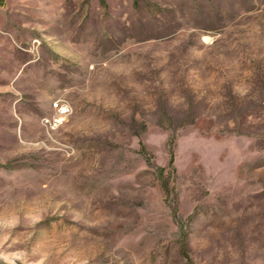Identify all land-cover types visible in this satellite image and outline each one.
<instances>
[{
    "label": "rangeland",
    "instance_id": "rangeland-1",
    "mask_svg": "<svg viewBox=\"0 0 264 264\" xmlns=\"http://www.w3.org/2000/svg\"><path fill=\"white\" fill-rule=\"evenodd\" d=\"M0 264H264V0H6Z\"/></svg>",
    "mask_w": 264,
    "mask_h": 264
},
{
    "label": "trees",
    "instance_id": "trees-1",
    "mask_svg": "<svg viewBox=\"0 0 264 264\" xmlns=\"http://www.w3.org/2000/svg\"><path fill=\"white\" fill-rule=\"evenodd\" d=\"M135 133L136 135L140 136L139 131H136ZM176 140H177L176 135L171 134L168 140V151L170 155L168 167L157 168V177L160 187L165 195V202L175 215L177 210V192L173 184V181H174V176L176 175V167L174 164L175 162L174 145L176 143ZM140 153L145 158L147 163L149 164L152 163L153 156L141 141H140Z\"/></svg>",
    "mask_w": 264,
    "mask_h": 264
},
{
    "label": "built area",
    "instance_id": "built-area-1",
    "mask_svg": "<svg viewBox=\"0 0 264 264\" xmlns=\"http://www.w3.org/2000/svg\"><path fill=\"white\" fill-rule=\"evenodd\" d=\"M53 115L45 121L51 128H57L64 123L66 117L70 113V106L62 100H56L53 105Z\"/></svg>",
    "mask_w": 264,
    "mask_h": 264
},
{
    "label": "crops",
    "instance_id": "crops-1",
    "mask_svg": "<svg viewBox=\"0 0 264 264\" xmlns=\"http://www.w3.org/2000/svg\"><path fill=\"white\" fill-rule=\"evenodd\" d=\"M6 0H0V7L5 4Z\"/></svg>",
    "mask_w": 264,
    "mask_h": 264
}]
</instances>
